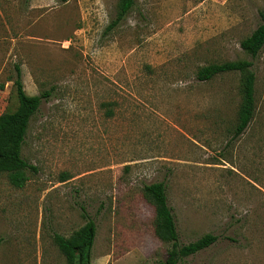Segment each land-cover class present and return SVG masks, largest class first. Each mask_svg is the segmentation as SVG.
Instances as JSON below:
<instances>
[{
    "label": "rangeland",
    "instance_id": "rangeland-1",
    "mask_svg": "<svg viewBox=\"0 0 264 264\" xmlns=\"http://www.w3.org/2000/svg\"><path fill=\"white\" fill-rule=\"evenodd\" d=\"M0 0V113L52 87L30 118L21 187L0 172V264H66L53 234L94 224L89 264H163L142 186L164 183L178 241L216 240L176 264H264V44L239 42L264 0ZM250 60L253 115L231 139ZM85 216V217H84Z\"/></svg>",
    "mask_w": 264,
    "mask_h": 264
},
{
    "label": "trees",
    "instance_id": "trees-1",
    "mask_svg": "<svg viewBox=\"0 0 264 264\" xmlns=\"http://www.w3.org/2000/svg\"><path fill=\"white\" fill-rule=\"evenodd\" d=\"M135 0H116L114 17L105 26L104 31L116 26L133 5ZM261 22L253 31L240 40V48L250 57H254L264 44V12L260 13ZM250 60H229L220 63H209L196 69L195 77L208 80L216 74L228 71L240 73V102L237 108L236 124L232 130L231 139L236 138L246 127L253 115V80L250 70ZM15 76L12 80L16 105L12 110L0 113V172H5L8 182L21 187L27 179L26 171L36 169L20 155L21 145L27 131L30 118L37 112L41 100H46L52 87L43 89L38 94L28 95L24 92L20 71L15 67ZM165 186L162 180L145 183L141 192L143 198L152 207V229L154 235L168 244L163 264H176L180 259L191 256L209 245L216 236L204 233L193 241L180 243L173 216L167 205ZM85 217V216H84ZM94 235L92 220L86 219L84 224L73 230L68 236L53 234V242L63 255L66 264H89L88 255Z\"/></svg>",
    "mask_w": 264,
    "mask_h": 264
}]
</instances>
